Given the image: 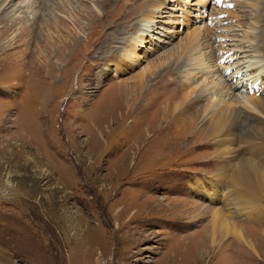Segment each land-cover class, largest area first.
I'll return each instance as SVG.
<instances>
[{"label":"rangeland","instance_id":"1","mask_svg":"<svg viewBox=\"0 0 264 264\" xmlns=\"http://www.w3.org/2000/svg\"><path fill=\"white\" fill-rule=\"evenodd\" d=\"M8 1L0 0V264H264V202L253 217L237 211L236 189L214 181V143L155 124L156 105L181 96L198 56L192 44L226 36L213 52L227 70L196 76L200 96L223 77L216 96L227 99L238 70L249 82L246 62L264 65V0ZM137 76L131 111L119 88ZM239 87L230 100L245 96ZM117 96L113 116L106 106ZM221 207L254 250L227 235L209 248L202 213Z\"/></svg>","mask_w":264,"mask_h":264},{"label":"bare ground","instance_id":"2","mask_svg":"<svg viewBox=\"0 0 264 264\" xmlns=\"http://www.w3.org/2000/svg\"><path fill=\"white\" fill-rule=\"evenodd\" d=\"M225 27L226 31H235L228 25ZM223 38H226V36L211 37L205 44L199 43L197 46L192 44L193 48H191L190 51H195L198 56L196 57L194 55L195 57H191L188 61L193 63L184 72V80L180 88L181 96L174 97L172 95L165 103L156 105V107H158L157 113L158 116H160V120L155 124H160L159 126H162L161 122H165L166 125L165 128L163 127L164 130L172 129L174 126L179 132L187 133L188 139L192 140V138H195L196 144H209V142H213L217 150L213 156L211 154L216 161L215 172H213L215 174L214 181L216 185L220 183L225 184V182L228 181L230 189H236L238 192L234 202L237 211L242 212L248 207L251 211L247 213L249 217H253L257 215L256 209L258 204L264 202V196H261L264 194V176H262V171H264V97H262V95H264V93L260 91L259 88H256V86H264V65L260 61L246 62L244 69L251 73V75H249L251 76L249 82L243 81L242 78L239 77L240 71L236 70L237 73H235L234 76L237 82L235 84L234 81V84H230V86H233L234 89H240L239 84H241L245 96H239L234 100H230L231 92L234 91L232 87L226 89L227 99L223 98L220 100L216 96L219 86L226 87L223 85L225 81L221 83L223 77H220L213 87L207 88V86H205V88L201 90V96L197 94L198 89L193 80L196 76L213 78L215 76V71L218 70L220 73H224L227 70L226 68H222L221 62L218 67L214 65V47L221 44L219 42ZM237 42L242 46V40H237ZM229 51L230 50H228V52ZM240 51L241 50L238 52ZM234 57L236 56H230V58L227 59L230 62L229 59ZM183 63L184 62H182L181 65ZM215 67H217V69H215ZM139 77L140 76L134 78L135 81L132 82L133 88L126 87L127 85L119 88L122 93L121 97L126 103V108L128 110L131 109V111L135 110L134 106L137 105V101H139L138 97L141 93V85L139 84L141 77ZM254 85L255 88L253 87ZM249 87H252L251 91L246 92ZM130 89L132 91H130ZM262 89H264V87ZM117 98L118 100L115 98L109 99L106 106L113 116H118L119 114H115L118 111H115L117 104L119 103V99H121L118 96ZM200 99H202L201 103L199 101ZM170 108L171 114L166 118ZM141 111L144 112V110ZM251 123L255 125H251ZM145 128L144 126L143 130H145ZM154 131L157 136L163 134V129H158V127H155ZM236 143L239 144V149H237L238 146ZM229 167L232 170L229 169ZM227 169H229L231 173L223 175L222 172ZM225 188H222L223 190L219 195L223 196ZM226 193L230 194L231 191L227 188ZM193 206L200 208L196 204H193ZM212 209L207 208V212L202 213L203 216L208 214L209 218L202 233L204 235L206 234V238L209 240L207 245L210 249L213 250V247H215L216 244L218 245L219 239H223L227 235L228 237H233L236 246H238L239 243L244 245V241H246L251 249L254 250L252 242L243 236L240 230L234 227V222L228 220L227 217H229V215L227 216L223 213L224 210L222 207ZM227 225L229 228H227L226 232Z\"/></svg>","mask_w":264,"mask_h":264},{"label":"snow or ice","instance_id":"3","mask_svg":"<svg viewBox=\"0 0 264 264\" xmlns=\"http://www.w3.org/2000/svg\"><path fill=\"white\" fill-rule=\"evenodd\" d=\"M217 3H220V0H216ZM229 7H231V5H229Z\"/></svg>","mask_w":264,"mask_h":264}]
</instances>
